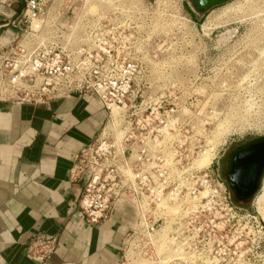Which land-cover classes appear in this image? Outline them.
<instances>
[{
	"label": "built area",
	"instance_id": "built-area-1",
	"mask_svg": "<svg viewBox=\"0 0 264 264\" xmlns=\"http://www.w3.org/2000/svg\"><path fill=\"white\" fill-rule=\"evenodd\" d=\"M178 1L24 0L5 20L14 36L0 51V102L39 106L85 94L101 102L105 124L121 114L114 138L104 124L69 174L81 183L78 208L88 225L108 222L120 203L132 208L118 264H264V235L237 234L241 211L212 170L218 147L198 168L208 146L189 143L182 154L160 138L187 108L161 92L182 78L163 69L147 22L160 6L174 17ZM89 5L96 11L88 13ZM55 247V238H33L26 255L43 263Z\"/></svg>",
	"mask_w": 264,
	"mask_h": 264
},
{
	"label": "crops",
	"instance_id": "crops-1",
	"mask_svg": "<svg viewBox=\"0 0 264 264\" xmlns=\"http://www.w3.org/2000/svg\"><path fill=\"white\" fill-rule=\"evenodd\" d=\"M23 3L0 0V51L14 36L5 20ZM106 116L85 94L39 106L0 102V264H118L132 208L120 203L108 222L88 225L78 208L81 183L69 180ZM33 238L56 239L43 263L26 255Z\"/></svg>",
	"mask_w": 264,
	"mask_h": 264
},
{
	"label": "rangeland",
	"instance_id": "rangeland-1",
	"mask_svg": "<svg viewBox=\"0 0 264 264\" xmlns=\"http://www.w3.org/2000/svg\"><path fill=\"white\" fill-rule=\"evenodd\" d=\"M175 8L174 17L161 6L153 8L147 22L150 45L163 69L170 67L182 78L175 86L164 83L161 92L175 94L168 101L187 108L176 129L163 131L160 138L174 140L178 152L189 143L208 146L209 162L218 147L212 170L220 173L232 147L264 136V0H231L205 13L198 12L193 0H179ZM120 119L118 114L105 124L104 133L111 140L120 131ZM263 192L264 177L253 200L241 210L237 234L264 235V209L261 214L256 204Z\"/></svg>",
	"mask_w": 264,
	"mask_h": 264
},
{
	"label": "water",
	"instance_id": "water-1",
	"mask_svg": "<svg viewBox=\"0 0 264 264\" xmlns=\"http://www.w3.org/2000/svg\"><path fill=\"white\" fill-rule=\"evenodd\" d=\"M229 1L197 0V5L205 13ZM224 169L226 182L234 197L239 201L251 202L264 177V136L250 138L233 147L224 157Z\"/></svg>",
	"mask_w": 264,
	"mask_h": 264
},
{
	"label": "bare ground",
	"instance_id": "bare-ground-1",
	"mask_svg": "<svg viewBox=\"0 0 264 264\" xmlns=\"http://www.w3.org/2000/svg\"><path fill=\"white\" fill-rule=\"evenodd\" d=\"M88 13H93V12H95L96 11V7L95 6H93V5H89L88 7H87V10H86ZM252 64H254V61H253V63ZM248 75L247 76H245L242 80L243 81H246V80H248ZM215 97H217V95H215ZM118 114V108H116V107H113L112 108V115L113 116H116ZM214 147V146H213ZM209 150V149H208ZM212 150V149H211ZM207 152V150L201 155V158L199 159V161H197L198 162V167L199 168H202V167H205L208 163H209V154H205ZM210 153V152H209ZM205 154V155H204ZM263 201H264V192H263V194L262 195H260V196H258L257 198H256V204L258 205V208H259V210L262 212L261 214H263V209H264V204H263ZM263 217H264V214H263ZM264 221V220H263Z\"/></svg>",
	"mask_w": 264,
	"mask_h": 264
},
{
	"label": "flooded vegetation",
	"instance_id": "flooded-vegetation-1",
	"mask_svg": "<svg viewBox=\"0 0 264 264\" xmlns=\"http://www.w3.org/2000/svg\"><path fill=\"white\" fill-rule=\"evenodd\" d=\"M193 2H194V4H195V6H196V9L198 10V12L199 13H202L199 9H198V5H197V0H193ZM187 9H188V11H189V13L190 14H192L193 16H194V12H193V10H192V8L191 7H189V5H188V3H187ZM239 145V144H238ZM235 147V146H234ZM233 148V147H232ZM231 148V149H232ZM230 149V150H231ZM228 150V149H227ZM229 150V151H230ZM228 151V152H229ZM228 152H227V154H228ZM226 153V152H225ZM225 153L223 154V157H224V155H225ZM220 171V170H219ZM220 176H221V178L223 179V181L225 182V184H226V186H227V188H228V190H229V193H230V195H232V203L235 205V207L237 208V209H239L240 211L242 210V209H245V206H247L249 203H250V201H247V202H243V201H239V200H237L235 197H234V195H233V193H232V191L230 190V188L228 187V184H227V182H226V177H225V169H224V167H223V169H221V171H220Z\"/></svg>",
	"mask_w": 264,
	"mask_h": 264
}]
</instances>
